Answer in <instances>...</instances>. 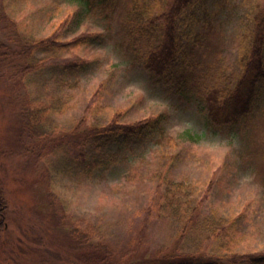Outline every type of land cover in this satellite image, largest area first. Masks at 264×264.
<instances>
[{
  "label": "rangeland",
  "instance_id": "374dc122",
  "mask_svg": "<svg viewBox=\"0 0 264 264\" xmlns=\"http://www.w3.org/2000/svg\"><path fill=\"white\" fill-rule=\"evenodd\" d=\"M105 25L100 9L89 11L77 0H0V44H10L16 32L33 37L56 32L66 41L103 31ZM238 29L231 17L220 29L225 43L219 62L228 70L237 68ZM38 54L44 65L29 86L12 70L17 60L0 59V184L8 204L0 225V264H71V253L78 255L79 248L60 224V211L100 220L110 243L127 259L145 260L174 247L173 219L148 216L145 209L158 169L151 140L124 148L94 172H71V127L84 117L89 123L103 122L118 110L125 120L166 112L171 132L202 134L199 142L187 144L191 151L169 173L200 187L203 216L216 232L199 236L210 251L264 252V153L257 148L264 143V112L236 134L213 130L197 101L150 78L114 37ZM77 58L85 62L71 64ZM38 107L41 119L36 122L50 133L40 138L32 136L28 123L35 121L26 116ZM109 152L101 149L104 155Z\"/></svg>",
  "mask_w": 264,
  "mask_h": 264
},
{
  "label": "trees",
  "instance_id": "16d2710c",
  "mask_svg": "<svg viewBox=\"0 0 264 264\" xmlns=\"http://www.w3.org/2000/svg\"><path fill=\"white\" fill-rule=\"evenodd\" d=\"M77 1L89 11L100 9L106 20L103 31L66 41L58 39L56 32L48 37L16 32L10 44H0V59L17 60L12 70L15 76L26 80V85L35 84L42 71L44 59L38 56L39 52L61 53L114 37L132 62L146 69L150 78L186 99L197 101L206 111L211 129H228L236 134L264 112V0ZM228 17L239 27L237 68L229 70L219 62L225 43L222 25ZM70 61L77 66L85 62L82 58ZM39 109H30L26 114L35 121L28 126L37 138L50 134L42 122H36L41 119ZM70 133L71 172H94L100 164L115 160L124 148L142 141L156 144L158 169L153 178L156 188L145 209L148 216L168 215L177 228L173 248L160 249L145 260L134 261L110 243L109 230L100 220H82L72 211L71 214L60 211V224L79 248L78 255L71 253V264H264V252L208 250L199 235L214 237L216 228L203 216V199L197 197L200 187L169 174L184 157L187 144L199 142L202 134L191 130L171 132L166 112L125 120L122 110L103 122L89 123L84 117L71 127ZM107 147L110 152L104 155L101 149ZM257 148L264 153V143ZM7 207L0 184V225L7 217Z\"/></svg>",
  "mask_w": 264,
  "mask_h": 264
}]
</instances>
